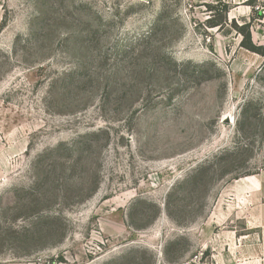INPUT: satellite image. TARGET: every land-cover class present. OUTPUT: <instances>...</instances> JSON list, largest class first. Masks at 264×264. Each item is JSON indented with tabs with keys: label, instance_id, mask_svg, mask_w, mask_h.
Masks as SVG:
<instances>
[{
	"label": "rangeland",
	"instance_id": "rangeland-1",
	"mask_svg": "<svg viewBox=\"0 0 264 264\" xmlns=\"http://www.w3.org/2000/svg\"><path fill=\"white\" fill-rule=\"evenodd\" d=\"M248 31L264 0H0V264H264Z\"/></svg>",
	"mask_w": 264,
	"mask_h": 264
},
{
	"label": "trees",
	"instance_id": "trees-1",
	"mask_svg": "<svg viewBox=\"0 0 264 264\" xmlns=\"http://www.w3.org/2000/svg\"><path fill=\"white\" fill-rule=\"evenodd\" d=\"M252 4H254L255 2L252 1L251 2ZM261 8H263V6H259V9H258V14L259 16H262V13L260 12L261 11ZM224 12L227 14L229 12V7L228 5H224ZM227 20L226 18L224 19V21L222 22H218L216 24H212L211 27H216V26H220V25H224L226 24ZM238 29V31L242 32V33H245V30L249 28L248 25H244V26H241V27H236ZM246 41L244 42V47L252 52H257V53H261V54H264V50H260L256 47L253 46L252 44V40H251V35L249 33V31L246 33V37H245ZM262 51V52H261Z\"/></svg>",
	"mask_w": 264,
	"mask_h": 264
}]
</instances>
